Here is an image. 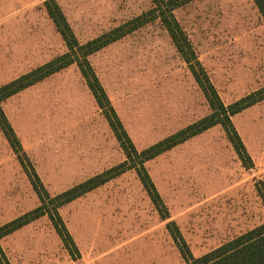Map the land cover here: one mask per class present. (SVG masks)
I'll return each instance as SVG.
<instances>
[{"label": "rangeland", "instance_id": "1", "mask_svg": "<svg viewBox=\"0 0 264 264\" xmlns=\"http://www.w3.org/2000/svg\"><path fill=\"white\" fill-rule=\"evenodd\" d=\"M63 6L81 46L144 16L152 2L64 0ZM173 16L225 106L264 89V22L252 0H192ZM87 61L111 107L128 121L121 126L137 152L209 114L205 98L157 20ZM8 83L0 81V87ZM231 122L250 157L249 169L216 126L144 164L165 207L161 212L135 171L128 170L58 210L78 255L67 252L44 216L0 240L4 258L8 264H183L170 223L194 258L263 224L264 100ZM95 126L105 139L101 157L109 156L107 167L123 163L124 153L112 131ZM32 128L23 145L15 136L50 197L89 179L77 170L86 164L85 157L62 141L67 125ZM38 206L26 172L0 131V227Z\"/></svg>", "mask_w": 264, "mask_h": 264}, {"label": "trees", "instance_id": "2", "mask_svg": "<svg viewBox=\"0 0 264 264\" xmlns=\"http://www.w3.org/2000/svg\"><path fill=\"white\" fill-rule=\"evenodd\" d=\"M190 1L192 0H151L152 9L144 16L125 23L81 46L75 40L67 21L54 0L45 1L44 7L46 12L54 27L61 35L68 52L50 63L38 67L0 87V131L14 154L18 157L20 165L26 172L32 189L39 200V206L36 209L0 227V240L45 216L50 221L56 235L67 252L72 257L78 255L77 248L59 216L58 210L64 205L121 176L128 170L135 171L152 205L156 210L161 212L165 207L144 168V164L216 126H219L223 130L227 141L232 146L243 167L246 169L251 167L250 157L232 125L231 118L263 101L264 89L228 106H225L221 102L205 70L197 60L188 39L173 16V12L177 8ZM252 2L264 22V0H252ZM156 20L160 22L168 34L174 49L186 64L196 86L207 102L209 114L146 150L137 152L123 130L87 58L109 45L118 42L135 32L138 28ZM73 64L77 67L98 108L108 122L120 149L124 153L125 161L57 196L50 197L32 166L24 157L20 144L1 109V104L15 94ZM27 167L30 172L27 171ZM261 196L264 200V195L261 194ZM162 218L164 220L167 219L165 217ZM170 224L176 231V235H173V240L180 252L183 264H264V223L199 258H194L191 255L176 226L173 223ZM0 264H8L1 249Z\"/></svg>", "mask_w": 264, "mask_h": 264}, {"label": "crops", "instance_id": "3", "mask_svg": "<svg viewBox=\"0 0 264 264\" xmlns=\"http://www.w3.org/2000/svg\"><path fill=\"white\" fill-rule=\"evenodd\" d=\"M45 1L0 0V81L12 82L66 54ZM54 2L67 21L64 0ZM1 109L22 145L26 143L23 137H31L32 125H67L62 141L76 146L75 153L87 161L77 168L85 172L81 176L90 179L110 169L106 164L109 156L101 157L105 139L99 137L100 128L95 125L111 131L110 127L81 74L73 72L71 66L8 98ZM115 114L121 125H128Z\"/></svg>", "mask_w": 264, "mask_h": 264}]
</instances>
